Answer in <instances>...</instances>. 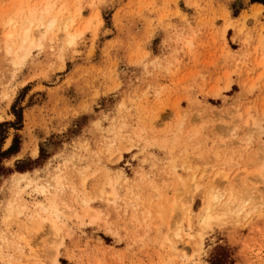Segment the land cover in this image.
<instances>
[{"label": "rangeland", "instance_id": "1", "mask_svg": "<svg viewBox=\"0 0 264 264\" xmlns=\"http://www.w3.org/2000/svg\"><path fill=\"white\" fill-rule=\"evenodd\" d=\"M0 264H264V0H0Z\"/></svg>", "mask_w": 264, "mask_h": 264}, {"label": "bare ground", "instance_id": "2", "mask_svg": "<svg viewBox=\"0 0 264 264\" xmlns=\"http://www.w3.org/2000/svg\"><path fill=\"white\" fill-rule=\"evenodd\" d=\"M26 6H27V8H29V16H30V17L26 18V21H25L27 23V27H25V28L21 27V28H23V31L20 33V35L17 36L19 38V43L15 47L12 46V50H11V51H13V54H14V53H17L19 50H22L24 48L23 50L25 52L23 53L24 54L23 57H26L29 54L30 50L36 47V43L34 40H32V37H31L32 27L44 26L46 29V32L48 30H51L52 28H59L61 32L66 33L69 29V25L71 23H74V17L73 16L72 17L69 16L67 18H64V16H65V8H64V9L60 10L57 15L53 16V18H50L49 21L47 22V25L45 26L43 23V17L45 16V14L50 12L52 6L48 5L46 8L43 9V12H41V13L34 8L31 9L29 3L26 4ZM18 11L21 12V9H19ZM39 16H40V19H38ZM12 31H10L8 33L9 38H15L14 33ZM82 34H83V32L68 34V42L70 44H74L82 36ZM23 57H20V58H23ZM15 63H17V60L15 61ZM18 63H19V61H18ZM217 176L220 177L219 179H223V180L227 179V175L224 173L223 174L217 173ZM57 182H58L57 184H60L59 180H57ZM36 191L38 192V194L40 193V194H43L45 196H48L50 194L49 186L44 185V184L43 185H36ZM55 196H56V194H55ZM48 199H51L50 207L48 209H52L50 214H52V216H53L52 219L53 220L55 219V220L52 221L49 218H43L41 216L42 212L47 214V212L49 211L47 209V207H42V208L40 207V209L38 208L39 210L35 211L36 212L35 215L41 217L43 223H49L52 225V227L54 229H57L58 227H57V225H56L57 223H55V221H57L59 219V211L56 209V201H55L56 199L54 197H51ZM110 199L112 200L111 197H110ZM206 201H205L206 205L204 204L205 207L203 208V211L201 214V220H200L201 227H203L205 229L210 226V223L212 221L228 220L229 218H232V216H237V217L241 216V214L243 213V211L246 207V203L249 201V199L246 197H239L238 198L234 192H230L229 196L224 200L223 194H216V192L210 191L209 196L206 199ZM23 208L25 209L24 206L22 207V210H23ZM190 227H191V223H190ZM201 231H204V229H202ZM176 236L178 238L183 237L179 233H177ZM189 236H191V235L189 234ZM167 240H168V243L170 244L171 239L167 238ZM165 241H166V239H165ZM201 245H202V238H201V236H199L198 246H201Z\"/></svg>", "mask_w": 264, "mask_h": 264}, {"label": "crops", "instance_id": "3", "mask_svg": "<svg viewBox=\"0 0 264 264\" xmlns=\"http://www.w3.org/2000/svg\"><path fill=\"white\" fill-rule=\"evenodd\" d=\"M254 6H255V5H253V7H254ZM257 6H258V5H256V7H257ZM260 9H261V8H259V10H257V11H261Z\"/></svg>", "mask_w": 264, "mask_h": 264}]
</instances>
